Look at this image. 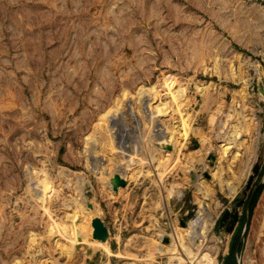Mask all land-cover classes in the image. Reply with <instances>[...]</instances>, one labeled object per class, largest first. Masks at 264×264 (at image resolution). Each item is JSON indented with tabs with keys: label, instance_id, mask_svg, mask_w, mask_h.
Wrapping results in <instances>:
<instances>
[{
	"label": "rangeland",
	"instance_id": "1",
	"mask_svg": "<svg viewBox=\"0 0 264 264\" xmlns=\"http://www.w3.org/2000/svg\"><path fill=\"white\" fill-rule=\"evenodd\" d=\"M259 187L264 0H0V264H264Z\"/></svg>",
	"mask_w": 264,
	"mask_h": 264
},
{
	"label": "bare ground",
	"instance_id": "2",
	"mask_svg": "<svg viewBox=\"0 0 264 264\" xmlns=\"http://www.w3.org/2000/svg\"><path fill=\"white\" fill-rule=\"evenodd\" d=\"M245 125V124H244ZM235 131V130H234ZM237 135V134H236ZM234 136V135H233ZM233 138V137H232ZM231 138V139H232ZM235 138V137H234ZM237 139V138H236ZM254 140V139H253ZM234 143V142H233ZM231 144V143H230ZM232 145V144H231ZM255 150H256V148H255ZM223 152H227V148L226 149H224V151ZM224 153V154H225ZM255 153V152H254ZM245 154H246V152H245ZM253 155V154H252ZM254 157V156H253ZM250 160H252L253 161V158L251 159L250 158ZM245 164V163H244ZM249 166V165H248ZM249 172V171H248ZM222 173V172H221ZM219 174H220V172H219ZM218 174V175H219ZM247 175V174H246ZM214 176H216L217 177V175L215 174ZM239 177V176H238ZM218 178L220 179V182H221V184H223L225 181H222V179L218 176ZM219 181V180H218ZM221 184H220V186H221ZM228 184V183H227ZM231 184V183H230ZM229 184V185H230ZM178 187V186H177ZM224 187H226V186H224ZM199 188V187H198ZM200 190V189H199ZM172 191V190H171ZM203 191H205V190H203ZM173 192V191H172ZM175 192V191H174ZM207 193L209 192V190L208 191H206ZM206 194V193H205ZM262 200V199H261ZM262 202H260V207H262L263 205V203L261 204ZM258 212H259V209L257 210ZM200 220V219H199ZM199 220L197 219L195 222H194V224L192 223V225L193 226H191L190 228H188V230H186L185 232L187 233V236H186V239L187 240H189L190 241V246L191 245H193L194 246V248L192 249L193 251H188V253H189V255H191V258H194V261H196L197 262V264H202L203 263V259L202 258H200V257H197L196 259H195V256L198 254V250H199V245H198V239L199 238H201V236H202V234L203 233H205V231H206V226L204 227H201V228H199L197 225H198V222H199ZM207 223H208V221H207ZM206 223V224H207ZM205 224V225H206ZM190 225H191V223H190ZM202 230H203V232H202ZM184 231V230H183ZM201 235V236H200ZM186 241V240H185ZM66 250H68V248L66 247L65 248ZM66 250H64V251H66ZM63 251V252H64ZM186 252H187V250H186ZM66 253H67V251H66ZM212 264H217L216 262H214V263H212Z\"/></svg>",
	"mask_w": 264,
	"mask_h": 264
},
{
	"label": "trees",
	"instance_id": "3",
	"mask_svg": "<svg viewBox=\"0 0 264 264\" xmlns=\"http://www.w3.org/2000/svg\"><path fill=\"white\" fill-rule=\"evenodd\" d=\"M264 188V187H263ZM263 188H261V187H259L258 189H257V191H256V193H258V195H257V197H256V199H255V201H254V203L250 206V208H249V210H248V212H251L252 211V213H253V207L255 208V205H256V203H257V201H258V198H259V196H260V194H261V192H262V190H263ZM248 229H249V226H247L246 227V229H245V231L247 232L248 231ZM240 247H241V244L239 245V246H237V251H240ZM231 253H230V255L228 256V259H227V261H228V264L229 263H231V264H237V262H236V260H235V257L233 256L234 254V250L233 249H231Z\"/></svg>",
	"mask_w": 264,
	"mask_h": 264
},
{
	"label": "crops",
	"instance_id": "4",
	"mask_svg": "<svg viewBox=\"0 0 264 264\" xmlns=\"http://www.w3.org/2000/svg\"><path fill=\"white\" fill-rule=\"evenodd\" d=\"M262 194L260 195L259 199H258V202L261 198ZM263 200H260V202H262ZM259 202V203H260ZM258 204V203H257ZM260 206V204H259ZM256 208H257V205H256ZM263 208V209H262ZM254 217L257 219V224H255V227L254 228H262V226H259L258 223H259V220L260 219H263L264 218V205L262 207H260L259 209V212L256 210V212L254 211V215L252 217V221H251V224L253 225V222H254ZM252 225H251V228H252ZM264 228V226H263Z\"/></svg>",
	"mask_w": 264,
	"mask_h": 264
}]
</instances>
